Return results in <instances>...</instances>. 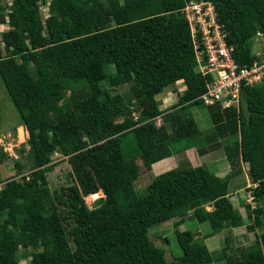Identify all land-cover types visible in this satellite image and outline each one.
Wrapping results in <instances>:
<instances>
[{"label":"trees","instance_id":"trees-1","mask_svg":"<svg viewBox=\"0 0 264 264\" xmlns=\"http://www.w3.org/2000/svg\"><path fill=\"white\" fill-rule=\"evenodd\" d=\"M40 1L11 0L7 13L0 11V23L9 26L0 34V79L28 132L25 163L15 162V173L29 170L0 188V264H19L27 257L20 247L35 249L23 264H211L217 258L264 264V80L242 87L238 104L227 108L198 99L210 76L197 68L180 11L187 0H49L44 20ZM210 1L235 61L250 64L249 42L257 31L264 34V0ZM179 79L185 89L161 110L156 95ZM126 82L125 94L115 91ZM194 105L208 111L206 132L188 113ZM208 132L210 139L226 138L220 144L226 143L233 171L219 176L204 163L185 161L136 191L138 158L150 170L197 141L206 143ZM54 152L67 157L70 170L67 184L51 191ZM8 158L0 146V164ZM241 164L251 183L258 182L245 188L256 203L244 205L247 223L228 192ZM99 190L104 196L89 208L84 197ZM186 215L210 230L196 237L176 229V243L162 237L167 259L149 231ZM243 225L262 231L251 244L233 245L230 233L215 256L205 243Z\"/></svg>","mask_w":264,"mask_h":264},{"label":"rangeland","instance_id":"rangeland-1","mask_svg":"<svg viewBox=\"0 0 264 264\" xmlns=\"http://www.w3.org/2000/svg\"><path fill=\"white\" fill-rule=\"evenodd\" d=\"M48 1L49 0H43L39 2V9L41 13V17L44 20L49 15V7H48ZM11 0H0V11L3 8L4 13L6 14L9 10V4ZM8 24L6 22L0 23V34L8 29ZM249 45L251 47V50L254 51L255 47H257V43L254 39H251L249 42ZM109 71V70H108ZM108 71H103L104 73H107ZM105 81V79H101V83ZM103 86L108 87V82L102 83ZM130 84L129 82H126L122 85H118L115 88L116 92L124 93L129 90ZM185 86L182 80H177L175 83L170 84L156 95V99L159 103V108L163 111L168 110L171 108L172 105H174L178 97L180 95L181 90H184ZM110 91H114L113 87H109ZM69 92L67 91V94ZM0 112H1V121H0V146L2 149L7 152L9 158L8 160L4 161L0 164V188L3 186L4 182L7 181L10 178H20L22 175H26L28 173L27 166H24L21 170H19V173L17 172V167L15 162L25 163V155L26 150L28 148L26 141L28 138V132L26 129L19 123V117L16 109L12 105L9 96L7 94V91L5 89V86L0 79ZM188 113L193 116L198 125L200 126L201 130L206 132L209 127H211V121L208 115V111L203 106L194 105L188 110ZM134 118H137L138 112H133ZM156 121L159 122L160 118L156 117ZM161 122V121H160ZM205 138L207 140L206 143L197 141V145L193 146L192 148L187 149L184 153L178 154L174 153V155L169 156V160H172L170 164L164 165V167H153L150 170H146L143 167L142 161L140 158L137 160V164L139 167L140 175L136 179L134 183V187L136 191L141 194L145 192L146 185L155 177L156 175L169 170L171 168H176L178 166L184 165L182 162L187 161L189 165H199L201 163H204L208 169H210L213 172H219L222 173L220 176H225L227 174L220 172L222 169L220 167H215V162L221 160L224 161V170L233 171L234 167L237 166H231V162L229 157L227 156V151L221 146V144L225 145L226 143H221L225 139L221 138L218 140V138L210 139L212 137V134L204 133ZM210 135V136H209ZM213 138V137H212ZM232 139H228L227 142H231ZM228 144V143H227ZM52 161L55 163L54 167L51 171L47 173V179L48 183H46L47 187L53 191V190H59L61 186H65L67 184V171L70 170V166L68 162L66 161L67 157L60 154L59 152H54L52 155ZM215 158V159H214ZM167 159V160H168ZM214 159V160H213ZM217 159V161H216ZM212 160V161H211ZM239 164V163H237ZM242 165V164H241ZM243 167H245L243 165ZM242 168V166H241ZM247 167H245V170ZM219 173L217 175H219ZM232 180L235 181H241L243 184L239 187H243L245 183V175L244 173H238L235 178L229 177V192L231 191L233 197L231 199L233 200L237 194V192H233L236 187L232 186ZM244 188V187H243ZM241 188V191L238 193V195L244 200L246 203H249L247 200V194L248 191ZM236 193V194H235ZM98 198L101 195V190L96 192ZM94 197L96 195H93ZM85 202L89 208H93V197L89 194L84 197ZM248 201V202H247ZM253 204L255 203V200H252ZM237 206V204L235 203ZM251 205V204H250ZM207 209L210 207L207 206ZM240 210V209H239ZM242 215L245 218V222L247 223V218L245 214L244 208L241 210ZM176 229L185 230L190 229L195 234L196 237H201L206 232H209L210 227L207 223H199L195 219H191L189 215H186L185 217H175L172 220L165 221L153 228L149 231V236L151 240L156 244L160 246H164L166 248V258L171 259V252L169 251L168 247H166L165 242L162 240V237L169 236L170 239L176 243V239L174 238ZM262 231L260 229H256L255 232H250L247 230L246 226L243 225L239 228L232 229L231 231L229 229L222 230L219 233L214 234L210 238L205 239V243L207 244L208 248L212 251H216L215 256H220V248L224 245V237L228 234H233L234 240H232L233 245H248L255 241L256 236H260V233ZM175 247V246H174ZM262 248L264 250V242L262 243ZM178 252L177 248H174V250ZM35 251L32 247H28L27 249H23L20 247L18 254L26 255L27 257H21L19 264H23L28 258V256ZM211 264H227V262L224 259H215Z\"/></svg>","mask_w":264,"mask_h":264},{"label":"built area","instance_id":"built-area-1","mask_svg":"<svg viewBox=\"0 0 264 264\" xmlns=\"http://www.w3.org/2000/svg\"><path fill=\"white\" fill-rule=\"evenodd\" d=\"M180 11L189 23L197 68L203 75L210 76L207 90L198 99L205 105L219 102L222 108L237 105L242 87L264 80L263 33L257 32L255 36L263 44L262 52L257 53L258 57L250 64H239L232 55L233 47L225 41L223 25L217 19L212 1L187 0ZM262 181L264 183V178ZM257 185L258 182L251 187ZM253 199L250 189L247 200L252 207L255 206Z\"/></svg>","mask_w":264,"mask_h":264},{"label":"crops","instance_id":"crops-1","mask_svg":"<svg viewBox=\"0 0 264 264\" xmlns=\"http://www.w3.org/2000/svg\"><path fill=\"white\" fill-rule=\"evenodd\" d=\"M178 154H181V153H178ZM174 155V154H173ZM169 157H166V158H164V159H162V160H159V161H157V162H155V163H153L152 164V166H151V168H153V167H157L158 166V168L159 167H164V165L167 163V164H170L171 163V161L172 160H169L168 159ZM168 159V160H167ZM215 159V158H214ZM213 159V160H214ZM212 161V160H211ZM216 161H217V159H216ZM166 162V163H165ZM165 163V164H164ZM224 161H221V160H219V161H217V162H215V167H220L222 170L220 171V172H223V173H225V174H229L230 172H229V170H224ZM243 165L245 166V167H247V165L246 164H242L241 166H242V168H241V171H239V172H237V173H235L234 175H232L231 176V178L233 179V178H235L236 177V175L238 174V173H244V175H245V183H244V185H243V187H239V186H241L243 183L241 182V181H235V180H232V186L233 187H236V189L233 191V192H237V194H236V196H234L235 198L232 200L231 199V197H233V195H231L232 194V192L230 191L229 192V190H228V192H229V198H230V200H231V202H232V204H233V206L235 207V208H237L240 212H241V210L244 208V205L246 204V202L244 201V200H242V198L238 195V193L241 191V188H243V189H245L246 187H248L249 185H250V183H251V180H250V178H249V175H248V173H247V169L245 170V167H243ZM217 174L219 173V172H216ZM222 173H219V176L221 175ZM228 189H229V187H228ZM246 190V189H245ZM235 203L237 204V206L235 205ZM245 210V209H244ZM241 214H242V212H241ZM239 227H241V226H239ZM239 227H235V228H239ZM235 228H233V229H235ZM208 238H210L211 239V236L210 237H208ZM207 239V238H206Z\"/></svg>","mask_w":264,"mask_h":264},{"label":"clouds","instance_id":"clouds-1","mask_svg":"<svg viewBox=\"0 0 264 264\" xmlns=\"http://www.w3.org/2000/svg\"><path fill=\"white\" fill-rule=\"evenodd\" d=\"M257 32H261V31H257ZM256 32V33H257ZM264 35V34H263ZM255 36H256V34L252 37V39H254L255 41H256V43H257V47H255V50L254 51H252V54L254 55V58H257L258 57V55H257V53H261L262 52V49H263V44L259 41V40H257L256 38H255ZM251 48V47H250ZM253 58V59H254ZM179 80H182V79H179ZM185 86V85H184ZM185 89V88H184ZM183 90H181V92H182ZM180 92V93H181ZM157 118H160V117H157ZM160 121H161V119H160ZM156 123L157 124H159L160 122H157L156 121ZM252 183H250V185H251ZM90 196H92L93 197V202L96 200V199H98V196H97V194L96 193H93V194H89ZM93 195H96L95 197L93 196ZM101 195H103L104 196V194H103V192L101 191ZM103 196H100V197H103ZM99 197V198H100Z\"/></svg>","mask_w":264,"mask_h":264}]
</instances>
